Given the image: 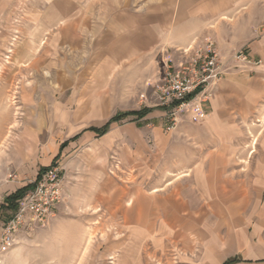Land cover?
Instances as JSON below:
<instances>
[{
  "label": "crops",
  "instance_id": "crops-1",
  "mask_svg": "<svg viewBox=\"0 0 264 264\" xmlns=\"http://www.w3.org/2000/svg\"><path fill=\"white\" fill-rule=\"evenodd\" d=\"M8 1L0 0V43L14 35L18 43L46 42L48 51L54 52L55 44L60 47L64 66L69 60V65L80 67L75 72L80 83L76 121L103 124L83 128L63 142L67 144L62 150L63 143L54 147L42 143L45 154L39 163L38 120L29 117L36 125L23 131L16 126L21 118H10L7 123L15 125L9 132L0 120V206L7 196L34 183L40 169L50 167L60 151L62 155L83 134L105 139L109 151L119 149V141L125 140L124 161L135 164L146 156L152 162L158 151L163 156L159 165L166 180L155 184L166 187L158 191L162 200L154 211L160 219L159 230L172 234L180 223L188 231L190 220L206 219L204 264H224L232 258L238 259L232 264H264V134L260 139L250 135L258 130L250 125L255 112L264 117V0ZM9 10L22 11L24 16L14 26L15 34L9 28L13 26ZM208 38L216 41L227 67L214 87L208 114L193 122L185 113L178 130L163 134L164 122L150 121L167 116L165 107L155 106V88L165 64L177 63L182 49L199 47ZM242 48L262 63L238 65L233 57ZM25 101L37 105L29 95ZM143 107L153 108L143 118H135L146 125L143 130L128 126L120 131L119 122L112 123L104 135L90 130L102 127L118 112ZM251 136L253 147L246 145ZM7 139L12 140L10 146H4ZM27 166L34 168L29 182L24 174ZM186 170L192 174L167 179L169 173ZM182 182L191 183L186 185L190 190L183 189ZM109 194L118 211L117 189ZM131 195L147 197L140 188ZM142 202L138 218L149 219L150 208H145L146 200ZM134 205L135 200L128 199L124 220L135 217ZM7 218L0 221V235ZM149 227V221H142L141 233ZM10 249L2 251L0 243V264H12Z\"/></svg>",
  "mask_w": 264,
  "mask_h": 264
},
{
  "label": "rangeland",
  "instance_id": "rangeland-1",
  "mask_svg": "<svg viewBox=\"0 0 264 264\" xmlns=\"http://www.w3.org/2000/svg\"><path fill=\"white\" fill-rule=\"evenodd\" d=\"M6 13L12 17L13 26L9 28L15 34L14 26L22 21L23 13L19 10ZM49 47L52 48V44ZM63 56L62 49L56 44L54 52L48 51L46 42L18 43L14 35L0 43V120L6 122L8 132L15 125L7 123L10 118H21L16 126L23 131L36 125L35 121L30 123L29 117L38 120L35 129L39 134V163L45 154L43 144L59 146L83 128L103 124L76 121L79 115L75 99L79 95L80 83L75 72L80 67L69 65V60L64 66ZM75 62L79 63V60ZM28 95L36 106L27 105L25 99ZM155 103L156 108H162L156 100ZM88 113L93 114V110ZM179 120L176 128L168 132L179 129ZM161 121L164 122L161 131L166 134L167 116L160 115L150 122ZM117 125L120 131L128 126L135 130L146 127L133 116ZM250 125L258 128L250 135L260 139L264 134L262 114L255 112ZM11 142L7 139L4 146H10ZM107 145L105 139L85 133L65 147L57 161L63 170V199L54 216L44 225L24 228L16 234L10 249L12 264H204L206 219L190 220L192 227L188 231H184L180 223L173 227L175 233L173 230L172 234L159 230L160 219L155 218V212L162 197L158 191L166 188L155 185L166 180L159 165L162 161L159 157L163 158L160 152H156L152 162H148V157L140 156L134 164L122 158L125 140L119 141V149L113 151H109ZM152 145H157L154 140ZM246 145L253 147L252 136ZM258 145L262 144L259 142ZM27 168L24 174L29 182L34 168ZM186 173L192 174L189 170L169 173L167 179H182ZM143 180L145 183L139 187L131 185ZM190 184L182 182L183 189L190 190L186 186ZM134 188H140L147 197L129 196ZM111 189L118 191V211L113 208L115 202L110 198ZM128 199L135 200L132 213L135 217L124 220ZM143 200H146L145 208H150L149 219L138 218L137 207ZM144 220L149 221L150 227L142 234Z\"/></svg>",
  "mask_w": 264,
  "mask_h": 264
},
{
  "label": "built area",
  "instance_id": "built-area-1",
  "mask_svg": "<svg viewBox=\"0 0 264 264\" xmlns=\"http://www.w3.org/2000/svg\"><path fill=\"white\" fill-rule=\"evenodd\" d=\"M181 51L177 63L169 60L165 64L164 76L155 88L156 102L167 109L168 131L176 128L179 118L185 113L190 114L193 122L208 114L214 87L227 68L221 62L218 45L212 38L206 39L199 47L189 46ZM233 59L244 67L262 63L261 60H253L246 48L237 51ZM62 180L63 170L57 162L45 170L34 187L17 201V209L2 225V251L13 245L20 230L44 225L54 216L63 199Z\"/></svg>",
  "mask_w": 264,
  "mask_h": 264
},
{
  "label": "trees",
  "instance_id": "trees-1",
  "mask_svg": "<svg viewBox=\"0 0 264 264\" xmlns=\"http://www.w3.org/2000/svg\"><path fill=\"white\" fill-rule=\"evenodd\" d=\"M153 110V108L150 107H143L140 110H132V111H124V112H118L116 115L110 118V120L103 125L102 127H92L90 130L95 131L98 135H104L105 133L108 132L110 129V126L114 122H120L122 120H125L126 118L130 116H134L136 119H141L144 116H146L148 113H150ZM67 144V142L63 143L61 145V150L63 147ZM61 156V151L60 153L54 158L52 165L56 164L58 159ZM49 167H42L39 171L38 178L41 176V174L47 170ZM35 185V182L32 184H29L27 186H24L20 189H18L16 192L10 194L7 196L4 200V202L0 206V221L6 219L9 216V212L15 211L17 209V201L23 197V195L33 188ZM238 259L237 258H232L228 259L224 264H232L235 263Z\"/></svg>",
  "mask_w": 264,
  "mask_h": 264
}]
</instances>
